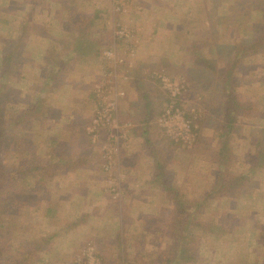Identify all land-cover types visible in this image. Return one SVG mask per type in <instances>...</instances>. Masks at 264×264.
Instances as JSON below:
<instances>
[{"label": "rangeland", "instance_id": "374dc122", "mask_svg": "<svg viewBox=\"0 0 264 264\" xmlns=\"http://www.w3.org/2000/svg\"><path fill=\"white\" fill-rule=\"evenodd\" d=\"M80 2L81 6H77ZM119 2L126 3L123 7L125 19L117 23V19L113 20L116 16L113 5L117 8ZM95 5L102 7L103 11H96ZM143 9L153 11V18L166 29L174 25L182 28L186 18H190L194 21L191 29L198 31L195 37H207L218 45L211 49L205 47L202 53L199 47L194 48V54L204 57L207 63L198 60L199 69H196L190 57L185 60L175 52L177 43L184 42L183 34L173 35L166 31L161 36V53L167 56L163 60L168 65L163 64L156 70H163L172 80L185 83L187 92L179 105L192 116L197 137L190 147L163 139L165 143H161L162 152L156 158L155 167L165 177V182L163 187L152 191L151 203L153 198L162 201L150 206L142 202V206H138L136 200L127 205L123 183L120 184L121 204L113 200L107 191L106 176L99 167V153L105 137L101 135L100 143L93 146L83 132L96 107L94 87L107 75L110 65L113 66L110 61L100 58L99 53L96 56L100 41L92 39L90 32L104 35L100 29L109 31L107 29L114 25L129 31L135 36V61L139 53L149 54L144 50L137 52L138 43L152 28L150 24H147L150 29L143 26L146 24L134 17ZM203 13L204 22L201 24L198 19ZM15 17L19 22L35 21L54 30L62 23L67 30L74 24L75 30L71 33L78 34V42L67 44L65 38H59V49L51 48V54L47 56L45 67H49L43 70L42 80H56L59 72L64 73L63 80L67 79L65 73L72 69L69 64L66 68L72 43L88 53L82 59L84 83L89 81L83 103H79V96L75 97L71 91L61 100L71 105L66 113L74 117L76 113L83 115L70 123L78 131L72 140L52 126L57 113L49 109V117L15 125L14 120L28 101L41 94L38 91L21 97L16 93L19 89L26 93L29 85L25 78L20 82L28 58L23 47L20 54L17 52L21 42L16 48L13 46ZM70 19H73L72 24H68ZM29 28L32 37L40 33L31 26ZM71 33H68L70 38L73 37ZM116 48L118 55L125 56L130 47L119 44ZM160 48L156 47L150 53L156 55ZM9 55L11 57L2 64ZM249 63L252 66H248ZM121 75L127 74L119 71L118 77L123 79ZM149 82L153 88L148 93L155 100L149 113L151 118H158L166 105V96L156 80L149 79ZM3 85L6 99L0 101V264L3 259L6 263L23 262L22 258L25 264L84 263L86 256L82 255L89 249L101 264H165L162 253L173 247L177 235L183 237L184 247L195 258L191 264H264V0H0V87ZM41 98L43 106L55 104L48 96ZM47 119H53V122L49 123ZM10 137H17V143ZM62 139L76 141V144L79 139L82 146L79 145L78 149H84V153L74 151L72 143L59 145L66 142ZM12 145H18L17 150H10ZM90 148V154H85ZM58 153L75 157L83 153L86 162L95 163L92 169L99 174L113 209L115 219L111 216L110 229L115 223L124 229L127 213H137L138 220L132 231L138 234H128L119 245L111 240L116 250L113 247L114 252H108L111 248L107 244L109 229L94 234L92 230L81 232L68 226L74 234L69 229L61 232L62 226L71 223L67 222L66 214L64 217L56 214L57 200L64 196L61 190L65 188L60 190V183L66 184L65 177L40 173L25 178L18 175L24 162L37 158L41 165H48L59 160ZM122 176L123 182V173ZM58 178L62 179L58 181ZM120 216L121 220H118ZM58 233L62 236H57ZM96 247L102 249L99 250L102 253H98ZM35 256L40 262L36 263ZM177 262H180L179 257L171 264Z\"/></svg>", "mask_w": 264, "mask_h": 264}, {"label": "crops", "instance_id": "0c3cea01", "mask_svg": "<svg viewBox=\"0 0 264 264\" xmlns=\"http://www.w3.org/2000/svg\"><path fill=\"white\" fill-rule=\"evenodd\" d=\"M81 4L82 2L78 3L77 6L79 5L81 6ZM124 4L126 3L122 2L120 3L119 6L117 5V9H119L120 12L115 11L116 5L115 4L113 5V11H114L113 13L116 16L113 14L115 17L114 19L112 17V19L113 20L117 19V23L125 19L124 16L125 11L123 9ZM95 6L96 7L94 9L96 11L98 12L103 11L101 10L102 7L98 5ZM148 8L151 10L150 6H148ZM168 8L170 7L168 6ZM177 9L178 8H176V11ZM148 12L149 11L143 9L142 11L138 12L139 16L134 15V17L140 18L139 21L142 24L143 23L146 24L143 26H146L148 29L150 28L149 26H147V24H150L152 26L151 30L145 33L144 38H142L140 40V43H138L139 46L137 50V52L140 51L142 52V50H144L149 54L141 55L139 53L138 57L135 59V61H133V68L131 69H127L125 67L114 68V66L111 67V65L109 64L110 68L105 73V75L109 74L112 71V69H115L116 73H119L120 71L121 74L123 72L127 74V75H121L123 76V79H121L118 82V87L125 93V97L120 98L118 101L119 102L118 116L122 124H126L129 126L128 141L125 143L121 155V167H122L121 171L124 174V179H123L124 181L122 182L123 183L122 186L126 193V198H127L125 200L126 204L131 205L132 204L131 200H136L137 203L140 204L138 206H142L141 202L145 203V206L161 204L162 201L161 198H153V203H151V198H152L151 194L153 190H157L163 187L165 182L164 181L165 177L163 178L162 173L157 172L158 167H155L156 164L155 161L156 158L158 157V154L162 152L160 150L161 143L164 142L163 139H166V136L161 130L157 128V126L154 125L156 124L155 118L157 117L154 116L151 118L150 116L149 113L150 106L154 104L155 100L154 97H151L150 94L148 93V91L151 92L153 85L151 82H149V78L146 77V73H145L147 71H151V70L153 71L158 69L159 67H163L161 66L163 64L168 65V63H166V61L163 60V57L166 58L167 56L161 53L162 49L160 48L162 46L161 36L163 32L167 31L169 34H173V35L183 34L185 36L184 42L181 43L178 42L177 46L174 49L175 52H177V54L182 55L185 58V60L188 57H190V60L192 61L193 64H195L194 67L196 69H199L197 66L198 62H202L205 64L206 61L203 59L204 57H199V55L194 54L193 52L194 48L199 47L200 48L199 52L202 53L203 48L205 47H209L210 49L216 46L218 47L217 43H213L211 40L207 39V37H195V33H197L198 31L191 29V24L194 21H192L190 18H186V24L182 28H180L177 25H174L173 27L166 29L165 25H163L164 26L163 29L162 23L157 22V19L153 18V14H154L153 11H150L149 13ZM203 15L204 13L200 16V19H198L199 23L201 24H203L204 22V19H202ZM143 18H146V21L143 22ZM15 19L16 20L14 21V23L16 24L14 26L16 32L14 30L15 34L12 37V39L14 40L13 46H15L14 48H16L17 46H19L17 43L21 42L17 52L18 54H20L24 49V54L28 58V60L26 61V66L23 69L24 74H22V71H20V74H22L20 78L21 79L20 82H24L25 80H23V78H25L28 82L27 85H29L28 87H26V93L24 91H21V89L16 90V93H18L21 97H23V96H28L30 94H37V92L39 91L41 92V94H39L40 96L38 95L37 97L48 96L49 99L52 98L53 99L52 103L55 104H51L50 106L48 105L45 107L49 110L56 111L57 113L55 117L56 119L55 122H53V119H47V122L49 123L53 122L54 125L52 126L64 132V134L68 137V140L70 139L72 140L77 137L78 131L76 130L75 125L70 123H73L74 118L76 117L83 118V115L82 113L80 114L76 113L74 117L73 114L66 113L65 111H67V109H69L71 105H67L61 100H62V96L66 95L71 91L75 95V97L79 96L80 98L79 103H83V97L87 94L86 83L89 81L84 83V80H86V76H84L83 70L85 66H83L82 64V59H84L85 56H88V53L80 49V52L78 54L77 53L78 50L75 49L77 45L76 44L73 45L74 43H72L71 47L73 46V49L69 52L70 54L69 56L71 57L73 56V58L70 57L66 62V68L68 67L69 64V68L71 66L72 69L65 73L69 78L67 77L66 80H63L64 79L63 77L65 76L63 72L57 73L56 74L57 78L56 80L53 81L48 82L47 79L42 80L40 78L42 76V73H44L43 70L49 67V66L47 68L45 67L47 56L51 54L50 52L52 50L59 49L58 48V45L60 43L59 38H65L64 41H67V44L71 43L72 41L78 42L77 40L78 34L71 33L72 31L75 30L74 24L70 23L72 22L73 19L69 20L68 24H72V26L68 30H67L68 27L66 28V25H64L63 23L57 30H54V29H49L48 25L45 26L42 25L41 23H36L35 21L29 22L25 20L24 22V20H22L19 22L18 18L15 17ZM154 21L155 23H153ZM174 23H178V22L174 21ZM29 26L37 29L40 33L37 36L32 37L31 32H29L31 30ZM114 28H116V25H114L111 28L109 27V29H107L109 31H105L106 29L101 28L100 32H102L104 35H101L99 32L96 31H93L92 33L90 32V37L92 39L95 38L94 40H96V42L100 41L99 42L100 47L98 46L100 50L99 49L96 50V56L99 53L100 58L101 57L103 58L102 56L103 52L109 50L113 46L112 31ZM22 32L24 33L22 34ZM142 32H145V30H142ZM68 33H71L73 37L72 38L68 37ZM77 33L80 32L77 31ZM51 34L53 36H51ZM24 36L25 38H23ZM34 46L36 47L35 51H34ZM21 47H23V49ZM156 47L160 48L159 53L156 55L150 53ZM232 54L234 55V52H232ZM233 58L235 59L236 57ZM258 58H255V60H257ZM72 62L73 64H71ZM63 65L64 62H62V66ZM199 66L202 67L203 65H199ZM248 66H252L251 63H249ZM219 121L221 122V120ZM88 123L89 121H87L86 125ZM85 127L83 128L84 136H86ZM85 139L86 140L88 139L87 136ZM66 140L64 139L63 141ZM76 140L78 145L76 144V141H66L65 143L63 142L60 144L59 142L57 143L59 145L61 144L66 145L72 143L74 145L73 146L74 151L83 152L84 149L83 151H81V149H78L79 145L82 146L80 144L79 139ZM87 150L88 151L85 154L89 155L91 152V148ZM83 153L82 154L75 153V154H77L76 156H78V158L84 159V157L82 156ZM93 155L95 154L93 153ZM84 160H85L84 162H86V159ZM94 164L93 162L90 164L86 162L85 166H80L75 170H72V172L66 173L65 176L62 175L63 178L65 177L66 184L60 183V190L63 188H65V190H61L63 191L62 194L64 193V196L63 197L61 196V198L57 200L56 214H58V216L62 214L63 215L62 217H64V214H66V220H68L67 222H71V223H66L67 225L65 226H62V228L60 229L62 230L61 231L62 233H64L65 231L67 232V230L68 229L70 230L71 228L73 229L76 228V231L79 230L81 232L92 230L94 234H96L98 231L101 230L107 231V229H109L110 232H109V236L107 237L108 239L107 244L110 245L111 248L108 250V252H114L112 248L113 247L115 248V245L111 244L113 243L110 242L111 240H114V243L115 244L118 243L119 245L121 244V239H123V237L126 238L128 234H131V236L133 234H138L132 231L133 229L132 227H134V223L137 222L138 217H137V213L133 214L128 212L127 214L129 215H127L126 217V222L124 223V229L122 228V226L120 227L119 223H115L116 227H114L115 226L114 224L111 227L112 230L110 229L109 223H113L111 218V216L113 217V213L111 211L113 209L110 207L111 202H109L107 197L108 195H106L104 192L106 190H104V185L102 184L99 174L96 172V170L92 169V166ZM89 166L91 167V169L89 168ZM59 179L62 178H58V181H60ZM103 196L105 197V199ZM117 203L121 204V198L119 201H117ZM121 217L122 216H120L118 220H121ZM113 219L115 218L113 217ZM68 226L71 228H69ZM94 228H97V230ZM70 232H73L74 234V231L70 230ZM59 235L61 234L58 233L57 236ZM116 239L118 240L116 241ZM97 244L98 246H100V243H96V245ZM102 245L105 246L104 244ZM123 245L124 244L120 246ZM96 250L98 253H102L100 252L102 251V249L97 248ZM126 251L129 252L128 247H126ZM123 252H124V246L121 253ZM100 255L102 256V254Z\"/></svg>", "mask_w": 264, "mask_h": 264}, {"label": "built area", "instance_id": "2783aa9c", "mask_svg": "<svg viewBox=\"0 0 264 264\" xmlns=\"http://www.w3.org/2000/svg\"><path fill=\"white\" fill-rule=\"evenodd\" d=\"M115 11H119L116 8ZM113 46L103 52V58L110 61L114 68H133V58L135 55V36L121 27H116L112 31ZM128 44V54L118 55L116 46ZM146 77L156 80L161 90L166 96V105L157 118L156 125L164 133L166 138L173 144L192 146L197 137V127L194 125L191 115L179 105L186 94L185 83L181 80L174 81L168 77L163 70L147 71ZM115 69L107 74L94 87L96 107L93 116L85 127V134L90 143L95 146L100 143V136L105 137L100 148V170L106 176L108 192L113 200L119 201L121 198L120 184L122 183V171L120 156L124 143L127 142L129 126L122 124L119 119V99L124 93L118 87L121 80ZM103 133V134H102ZM90 250V249H89ZM86 251L82 256L85 260L78 261V264H101L93 251ZM86 254V255H85Z\"/></svg>", "mask_w": 264, "mask_h": 264}, {"label": "trees", "instance_id": "16d2710c", "mask_svg": "<svg viewBox=\"0 0 264 264\" xmlns=\"http://www.w3.org/2000/svg\"><path fill=\"white\" fill-rule=\"evenodd\" d=\"M77 51V53L79 54L80 52V47L76 46L75 47ZM13 53V52H12ZM11 57V55L5 57L2 61V64L6 63V61ZM5 66V65H4ZM3 66V68H5ZM1 68V71L2 69ZM48 82L49 81H53L54 79L49 78L47 79ZM5 89V85L0 87V101L1 99H6V91H4ZM226 96L229 98H231V96L229 94L226 93ZM166 98H164L165 100ZM235 100V98H234ZM44 100L41 97H37L34 100H32L31 102L28 101V103L26 104V108L21 110L19 112V115L16 117L15 121V125L16 126H20L23 124H26V120H28L27 122H31V121H38V120H42L43 117L48 116L49 115V111L48 109H44L43 103ZM167 103V102H166ZM229 109V108H228ZM12 134V132L10 131V135ZM13 136V135H11ZM12 141H16L17 143V137H10ZM88 138V137H87ZM13 146V145H12ZM17 146L18 145H14L10 150H17ZM57 152V150H56ZM59 158L58 161L56 162H52L48 165H41L39 162V159L37 158H33L30 159L28 162H24V164H21L22 166V170L20 171V173L18 174L20 177L25 178L27 176H33L36 173H40L41 175H49V176H58V175H65L66 173L75 170L76 168L80 167V166H85L86 162H84L85 160L82 158H78L75 156H71L69 154H63L61 155L60 153L56 154ZM24 160H26L24 158ZM4 177H7L6 175H4ZM117 202V201H116ZM172 229V232H174L175 229H173V226H170V230ZM177 234V233H175ZM177 239V240H175ZM175 242L173 247H171L168 251H163V255L165 256V264H171V262L176 258L179 257L180 258V262H177L176 264H191L195 262V258L193 256H191L190 251L184 247L183 243H182V239L183 237L181 235H177V237L175 238ZM32 253V252H31ZM36 263L40 262V258L38 256L34 257ZM22 261H17V262H8L6 263V260L3 259V262L1 264H25L26 261L23 260Z\"/></svg>", "mask_w": 264, "mask_h": 264}]
</instances>
